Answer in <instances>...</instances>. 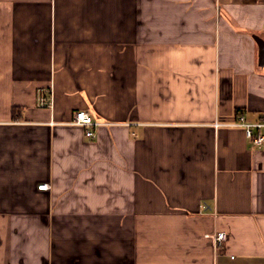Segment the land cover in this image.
Returning a JSON list of instances; mask_svg holds the SVG:
<instances>
[{
    "label": "crops",
    "instance_id": "1",
    "mask_svg": "<svg viewBox=\"0 0 264 264\" xmlns=\"http://www.w3.org/2000/svg\"><path fill=\"white\" fill-rule=\"evenodd\" d=\"M239 116L264 118V0H0V264H264Z\"/></svg>",
    "mask_w": 264,
    "mask_h": 264
},
{
    "label": "built area",
    "instance_id": "2",
    "mask_svg": "<svg viewBox=\"0 0 264 264\" xmlns=\"http://www.w3.org/2000/svg\"><path fill=\"white\" fill-rule=\"evenodd\" d=\"M71 124L84 127L86 136L93 138L97 135V129L102 125L109 124V122L96 118L89 110L80 109L75 113L71 120ZM231 124L244 127L247 138L255 146H261L264 144V133L256 132L257 129L261 130L264 128V118L257 122H250L245 116H239V118ZM48 187H50V184L48 183L39 185V189H47ZM208 236L211 235L208 234ZM213 237L216 245L222 244L227 239V235L223 231L214 233Z\"/></svg>",
    "mask_w": 264,
    "mask_h": 264
}]
</instances>
